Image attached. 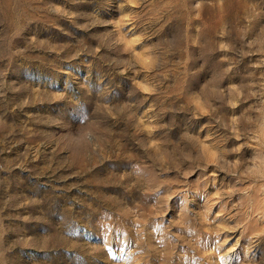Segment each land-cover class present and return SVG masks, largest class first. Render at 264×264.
<instances>
[{"label": "rangeland", "instance_id": "374dc122", "mask_svg": "<svg viewBox=\"0 0 264 264\" xmlns=\"http://www.w3.org/2000/svg\"><path fill=\"white\" fill-rule=\"evenodd\" d=\"M0 264H264V0H0Z\"/></svg>", "mask_w": 264, "mask_h": 264}]
</instances>
